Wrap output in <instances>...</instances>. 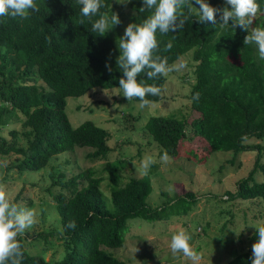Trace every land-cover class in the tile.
Segmentation results:
<instances>
[{"label": "trees", "instance_id": "trees-1", "mask_svg": "<svg viewBox=\"0 0 264 264\" xmlns=\"http://www.w3.org/2000/svg\"><path fill=\"white\" fill-rule=\"evenodd\" d=\"M34 2L39 11L29 10L28 19L10 15L0 18V155L15 154L11 166L18 171L39 170L53 156L76 147L87 146V157L106 159L111 150L109 131L91 119L72 125L65 106L67 96L82 95L96 86H117L123 76L117 67L121 54L117 43L124 34L109 30L98 35L91 31L93 22L107 13L112 0H102L106 6L91 19L82 17L77 0ZM207 2L223 7L225 0ZM257 3L260 8L249 31L264 28V0ZM130 6L131 23L141 24L150 15L139 11L143 0H131ZM113 9L111 6V14ZM82 19L84 24H80ZM247 35L231 22L225 26L201 24L195 15L176 32L157 31L159 47L154 57L166 58L170 65L192 51L195 64L194 82L188 92L190 110L185 116L175 112L149 115L143 128L158 147V154L185 157L197 165L206 163L215 150L255 152L252 168L226 195L229 199L255 198L264 204V180L254 178L256 170H261L264 178L260 160L263 145L254 141L264 137V60L259 58L255 44L245 45ZM169 41L172 48L165 51ZM165 79L160 76L149 80L144 73L138 76L142 83L154 84L161 91ZM197 93L199 99L194 100ZM159 98L146 97L149 101ZM18 111L23 114V128L9 129L8 138L1 131L18 117ZM124 117L128 119L129 115ZM53 171L50 186L57 188L51 194L61 226L47 234H57L63 253L57 258H46L42 251L31 253L20 234L21 264H125L104 246L123 244L128 218L162 219L172 213H186L195 202L193 192L187 191L175 194L165 204L151 206L146 200L151 191L149 176H131L122 182L119 167L109 159L99 173L91 166L80 167L70 175L64 170ZM103 172L109 197L101 187ZM69 221H75L74 230L66 227ZM256 232L254 228L250 233L247 248L225 264H252ZM47 234L38 232L36 236L46 239Z\"/></svg>", "mask_w": 264, "mask_h": 264}, {"label": "rangeland", "instance_id": "rangeland-1", "mask_svg": "<svg viewBox=\"0 0 264 264\" xmlns=\"http://www.w3.org/2000/svg\"><path fill=\"white\" fill-rule=\"evenodd\" d=\"M111 6L114 8L112 12L117 13L121 21L111 30L124 34L131 23L130 2L121 4L112 0L107 11L109 16ZM181 62L186 67L166 75L160 98L152 100L149 107L141 108L140 101L135 99L129 102L121 94L119 85L109 88L96 86L82 95L66 98L65 111L72 125L91 119L109 131L111 150L106 159L117 164L122 182L131 176H149L151 191L146 200L151 206L165 204L175 194L187 191L194 194L195 202L186 213H172L155 220L139 216L128 218L123 244L104 246L113 255L124 259L125 264H192L182 254L174 256L170 249L172 235L181 230L191 236L190 245L202 255L201 264H225L247 248L249 235L255 228L252 225L257 226L264 220V204L260 200L229 199L226 195L235 189L236 181L252 168L255 152L215 150L203 165L185 157L170 156L165 163L161 160L162 155L158 154V147L149 140L150 136L143 128L149 115L175 112L178 116H185L189 113L188 92L194 82L195 64L192 51H187L170 65ZM124 114L129 118L126 119ZM22 118V112L18 111V117L9 122L1 133L10 138L9 129L23 128ZM254 141L263 145L260 160L264 163V137ZM88 150L87 146L65 150L53 156L43 168L23 171L11 166L15 154L0 155V190L6 192L11 204L30 208L36 213L37 222L22 233L23 245L29 252L42 251L46 258L62 255V240L56 233L47 234L61 226L51 194L57 187L50 186V172L64 170L70 175L80 167L91 166L99 173L106 159L87 157ZM145 158L154 161L147 169L142 166ZM102 175L101 187L109 197L106 172ZM254 178L264 180L262 171L256 170ZM108 204L111 205V202ZM38 232L46 233L47 238L37 237Z\"/></svg>", "mask_w": 264, "mask_h": 264}, {"label": "clouds", "instance_id": "clouds-1", "mask_svg": "<svg viewBox=\"0 0 264 264\" xmlns=\"http://www.w3.org/2000/svg\"><path fill=\"white\" fill-rule=\"evenodd\" d=\"M117 2L125 4L130 0H117ZM77 3L82 6L80 9L82 17L88 19L100 14V9L106 6L102 0H77ZM193 6L196 9L195 13ZM259 8L257 0H225L223 7H213L207 0H143V7L139 11L150 12V15L141 24L130 23L123 37L118 38L117 44L121 54L117 59V67L123 73L119 79L121 94L129 102L138 98L141 108L149 107L152 102L146 97L160 95L161 88L154 84L142 83L138 80V76L144 73L147 79L151 80L166 76L172 71L179 72L186 67L183 62L168 65L166 58L162 59L159 55L154 57L153 53L159 47L157 31L161 34L176 32L182 29L193 15L201 24L225 26L231 22L234 28L240 27L247 31L245 45L255 44L259 58L264 60V28L256 27L249 31ZM29 10L39 11L34 0H0V18L10 15L13 18L28 19ZM120 23L117 13L112 12L111 16L103 13L93 22L91 31L105 35ZM80 24H84L83 19ZM171 48L172 43L169 41L165 51ZM107 67L111 72V66L107 65ZM105 94L108 95L106 91ZM193 99L198 100L199 94L197 93ZM161 160L165 163L168 161L167 152L162 155ZM152 163L154 161L151 158H145L142 166L147 169ZM36 222L34 210L11 204L6 192L0 190V264H21L23 253L17 237ZM252 226L256 228L258 236V240L252 245V264H264V225ZM66 227L74 230L75 221H69ZM190 240L189 234L183 230L178 231L171 237L170 249L174 256L182 254L192 264H201L202 255L193 249Z\"/></svg>", "mask_w": 264, "mask_h": 264}]
</instances>
